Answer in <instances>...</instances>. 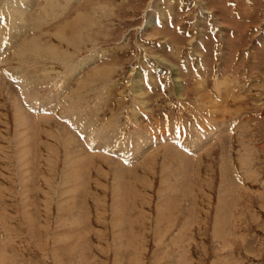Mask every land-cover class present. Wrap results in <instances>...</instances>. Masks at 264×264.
<instances>
[{"label": "rangeland", "instance_id": "374dc122", "mask_svg": "<svg viewBox=\"0 0 264 264\" xmlns=\"http://www.w3.org/2000/svg\"><path fill=\"white\" fill-rule=\"evenodd\" d=\"M0 264H264V0H0Z\"/></svg>", "mask_w": 264, "mask_h": 264}, {"label": "bare ground", "instance_id": "6f19581e", "mask_svg": "<svg viewBox=\"0 0 264 264\" xmlns=\"http://www.w3.org/2000/svg\"><path fill=\"white\" fill-rule=\"evenodd\" d=\"M51 48H52V47H51ZM53 48H54V47H53ZM53 48H52V49H53ZM59 53H60V52H59ZM63 61H64V60H63ZM172 68L174 69V65H172ZM176 72H177V71H176Z\"/></svg>", "mask_w": 264, "mask_h": 264}]
</instances>
